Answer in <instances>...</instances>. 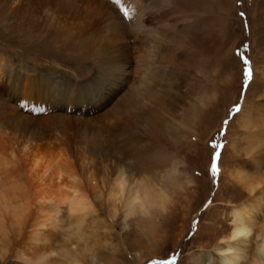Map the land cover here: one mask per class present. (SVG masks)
<instances>
[{
  "label": "rangeland",
  "instance_id": "obj_1",
  "mask_svg": "<svg viewBox=\"0 0 264 264\" xmlns=\"http://www.w3.org/2000/svg\"><path fill=\"white\" fill-rule=\"evenodd\" d=\"M110 6L119 13L45 17L41 37L24 15L0 13V131L20 150L28 143L26 154L59 153L83 183L96 187L90 198L98 217L83 232L74 233L60 208L52 238L58 264H197L201 255L209 257L205 264H218L215 247L230 232L228 213L248 199L232 174L248 171L264 187V0H117ZM139 20L146 30L137 29ZM142 108L156 118L155 127L144 124L143 137ZM134 153L136 160H160L153 174L178 162L171 185H160L163 173L146 176L161 181L156 185L169 205L148 217L111 216L103 189L119 170L134 167L128 166ZM260 212L258 224L264 205ZM8 221L7 238L0 232V254L7 253L0 264H21L7 252L11 238L18 239ZM259 243L255 237L245 246L239 264L252 263ZM60 244L69 248L64 252Z\"/></svg>",
  "mask_w": 264,
  "mask_h": 264
},
{
  "label": "bare ground",
  "instance_id": "obj_2",
  "mask_svg": "<svg viewBox=\"0 0 264 264\" xmlns=\"http://www.w3.org/2000/svg\"><path fill=\"white\" fill-rule=\"evenodd\" d=\"M115 1L113 0L114 3ZM113 2L110 0H71L70 2L66 0H0V4H2L0 6V13L3 12L4 14L9 12L24 15L30 24L34 26V29L39 32L41 37V25L45 22V17L70 14L64 13L65 11L72 13H78L79 11H100L108 14H117L119 12H116L117 10L115 8L113 9L111 7L112 5L110 6V3ZM61 3L68 7H74L66 10L62 7ZM121 10L122 9L119 8V11ZM136 27L140 31L146 30L147 28L141 23V20H139ZM2 71L3 64L2 59H0V75ZM161 75L162 73L156 74V77H160ZM146 94L151 97L154 103L159 101L154 89H147ZM149 111V108H142L138 113L142 123V127L139 131L142 137L144 135V124L154 127L156 125L155 113ZM250 123L251 122H249V124ZM28 145L27 143L24 148L20 150L14 139L9 138L6 133L0 131L1 236H6L7 238L5 232L8 228L5 226L6 222L4 223V221L8 219L10 221V223L9 221L8 223L11 225L13 224L12 230L16 227L18 233V239L13 241L12 237V243L7 245L8 255L11 256L13 260L15 259L21 264H58V258H55V252H53L52 249V243L54 241L52 238L55 236L54 229L58 226L57 222L59 221L56 217L59 214L60 208H65L66 213L69 215V219H71L74 233H78L89 218L95 221V218L98 217H96L97 212L90 198L92 190H95L94 188L96 187L90 186L91 182L89 180L83 183L78 173H76L77 171H75L59 153L45 155L40 152L41 149H38L33 153L26 154L25 152L28 149ZM135 156V153L130 156L131 162L128 166H134L132 169H121L113 178L107 179L103 190H105V204H107L106 207L110 208H108V212L111 216H114L115 213L117 215V211H119L124 217H132L133 215L136 216V214L148 217L151 213H155L159 210L162 212V209L166 206L165 204L169 201L167 199L169 195H166V197L164 192L160 189V186L156 185L160 180H156L157 182L154 184L150 181L151 178L148 180L146 176L163 173L164 177L162 178H164L165 181L163 183L160 181V185L163 184L166 186V181L171 185V181H174L176 178L175 172L178 170L176 167L178 162L173 161L172 166L168 170H162L159 173L153 174L152 168L154 165H159L160 160L155 159L152 161L146 158L136 160ZM254 159L255 158L252 160ZM152 178L154 177L152 176ZM231 178L239 188L246 192L248 199L244 203L233 206L228 213L231 226L230 232L228 236L221 239L220 243L215 247V251L220 254V256L218 255V264H239V261L242 260L241 258L244 256L245 246H248L255 237L260 238V243L255 248L256 251L253 252L254 259L251 264H253L254 261L264 264V222L260 224L257 223L258 217L261 216L260 209L264 205V187L260 188L259 179L254 177L251 173L248 174V171L243 169H237L234 174H232ZM155 179L156 178H154V180ZM98 187L100 188V185ZM165 188L167 189V187ZM110 215L109 217H111ZM106 220L105 224L108 221ZM261 221H264V217ZM109 225H106V227ZM69 226H71V224ZM103 227L105 228V225ZM9 229H11V227ZM83 230L85 231V229ZM69 236L74 237L73 234ZM79 239L81 240L82 238L80 237ZM67 241H69V238ZM73 241H70V243ZM6 243L5 241L3 242V244ZM56 246L58 245L55 244V247ZM61 246L64 245L62 244ZM1 247L3 246H0V248ZM66 247L67 246H64V248L59 247V249L62 250L63 248L65 252V250L69 248ZM83 248L85 249V247ZM59 249H57V251ZM82 250L81 252L83 253L85 250ZM88 250L85 253H87ZM70 251L71 253L73 252L72 250ZM79 252L80 251H78V253ZM2 254L3 253L0 255ZM5 254H7L6 251L2 256L5 257ZM74 254H76V252ZM207 256L208 255H205V257H202V255L197 257L194 256V260L197 264H205L209 258H206ZM71 258H73V256ZM58 261L61 260L59 259ZM72 261H68L70 262L69 264H82L77 262V260ZM62 262H64V259Z\"/></svg>",
  "mask_w": 264,
  "mask_h": 264
},
{
  "label": "snow or ice",
  "instance_id": "obj_3",
  "mask_svg": "<svg viewBox=\"0 0 264 264\" xmlns=\"http://www.w3.org/2000/svg\"><path fill=\"white\" fill-rule=\"evenodd\" d=\"M244 63L247 64V63H249V61L246 60V61H244ZM247 74H248V75H251V70H249V72H248ZM240 110H241V109H240L239 107H236V108L234 109V111H236L237 113H239ZM224 123H228V121L226 120ZM219 156H220V153H216L215 157L212 158L211 170H212V174H213V176H215L216 173H217V171H218L216 161H217V159L219 158Z\"/></svg>",
  "mask_w": 264,
  "mask_h": 264
},
{
  "label": "clouds",
  "instance_id": "obj_4",
  "mask_svg": "<svg viewBox=\"0 0 264 264\" xmlns=\"http://www.w3.org/2000/svg\"><path fill=\"white\" fill-rule=\"evenodd\" d=\"M253 264H260V262H256V261H254Z\"/></svg>",
  "mask_w": 264,
  "mask_h": 264
}]
</instances>
